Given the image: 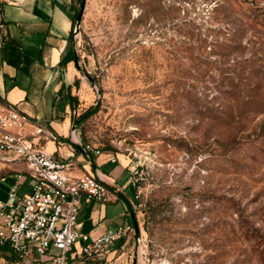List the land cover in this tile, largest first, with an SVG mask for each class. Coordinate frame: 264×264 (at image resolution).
I'll return each instance as SVG.
<instances>
[{"label":"rangeland","instance_id":"1","mask_svg":"<svg viewBox=\"0 0 264 264\" xmlns=\"http://www.w3.org/2000/svg\"><path fill=\"white\" fill-rule=\"evenodd\" d=\"M70 41L73 123L135 182L115 262L264 264V0H84Z\"/></svg>","mask_w":264,"mask_h":264},{"label":"built area","instance_id":"2","mask_svg":"<svg viewBox=\"0 0 264 264\" xmlns=\"http://www.w3.org/2000/svg\"><path fill=\"white\" fill-rule=\"evenodd\" d=\"M5 36L0 13V46ZM48 139L56 140V135L37 115L0 100V163L7 169L0 183H10L6 199L0 200V244L27 264H117L118 243L125 245L134 234L132 223L126 220L95 236L83 232L81 196L105 203L112 193L99 174H72L70 160L42 148ZM79 145L99 153L90 143Z\"/></svg>","mask_w":264,"mask_h":264},{"label":"crops","instance_id":"3","mask_svg":"<svg viewBox=\"0 0 264 264\" xmlns=\"http://www.w3.org/2000/svg\"><path fill=\"white\" fill-rule=\"evenodd\" d=\"M68 1L2 2L6 36L0 46V100L38 116L56 135V140L42 141V148L70 160L72 174H99L104 179L112 193L110 201L101 203L84 195L80 199L81 230L95 236L119 225L117 216H124L126 221L128 214L132 215L124 203L131 202V172L111 151L94 153L79 145L85 142L77 123H73L75 109L69 101V94L79 95L74 87L79 74L70 41L73 23ZM6 171L0 163V174Z\"/></svg>","mask_w":264,"mask_h":264},{"label":"trees","instance_id":"4","mask_svg":"<svg viewBox=\"0 0 264 264\" xmlns=\"http://www.w3.org/2000/svg\"><path fill=\"white\" fill-rule=\"evenodd\" d=\"M74 18H75V15L72 14L71 15V19H72L73 26H74ZM71 31H72V29H71ZM70 34H71V32H70ZM71 57L73 58V56H71ZM75 99H76L75 96L69 94V101H72V103H70V106L73 105V101H75ZM94 109L95 108H93V107H89L83 113H81L79 115V117H78L77 120L78 121H83L90 113L93 112ZM131 187H132V185H131ZM124 203H125V206L127 207V209L131 210V204H130V202L128 200H125ZM0 254L6 256L8 259H13L12 258L13 257V255H12L13 252L11 251V249L9 248V246H7V245H1L0 244ZM7 254H9V256H7Z\"/></svg>","mask_w":264,"mask_h":264},{"label":"water","instance_id":"5","mask_svg":"<svg viewBox=\"0 0 264 264\" xmlns=\"http://www.w3.org/2000/svg\"><path fill=\"white\" fill-rule=\"evenodd\" d=\"M83 10H84V0H82V2H81V5H80V8H79L78 14H77L76 19H75V25H74L75 29L80 24L81 17H82V14H83ZM73 56H74V62L78 66V58H77V55H76V52H75L74 49H73ZM93 86H94V83H93ZM134 225H135V227L137 229V225H136V222L135 221H134Z\"/></svg>","mask_w":264,"mask_h":264}]
</instances>
